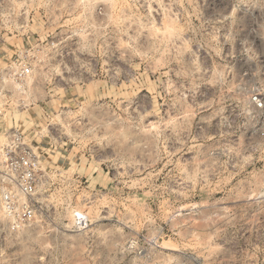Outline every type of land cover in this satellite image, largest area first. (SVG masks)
Listing matches in <instances>:
<instances>
[{
	"label": "rangeland",
	"instance_id": "1",
	"mask_svg": "<svg viewBox=\"0 0 264 264\" xmlns=\"http://www.w3.org/2000/svg\"><path fill=\"white\" fill-rule=\"evenodd\" d=\"M259 85L264 0H0L4 120L41 159L0 264H264Z\"/></svg>",
	"mask_w": 264,
	"mask_h": 264
},
{
	"label": "built area",
	"instance_id": "2",
	"mask_svg": "<svg viewBox=\"0 0 264 264\" xmlns=\"http://www.w3.org/2000/svg\"><path fill=\"white\" fill-rule=\"evenodd\" d=\"M31 72L28 64L11 67L6 76L1 77V83L7 78L20 92ZM11 98L12 92L0 87V222L4 215L14 225L32 217L33 194L41 159L38 148L25 141L23 132L4 120ZM248 101L264 126V86H255ZM260 134L264 135V127Z\"/></svg>",
	"mask_w": 264,
	"mask_h": 264
},
{
	"label": "bare ground",
	"instance_id": "3",
	"mask_svg": "<svg viewBox=\"0 0 264 264\" xmlns=\"http://www.w3.org/2000/svg\"><path fill=\"white\" fill-rule=\"evenodd\" d=\"M81 216H83L81 213H79ZM82 220H83V217H82ZM81 221V220H80Z\"/></svg>",
	"mask_w": 264,
	"mask_h": 264
}]
</instances>
